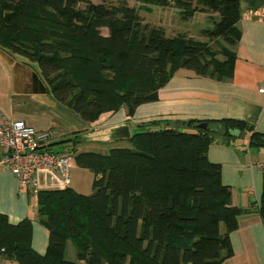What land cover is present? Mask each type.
Wrapping results in <instances>:
<instances>
[{
    "label": "trees",
    "instance_id": "trees-1",
    "mask_svg": "<svg viewBox=\"0 0 264 264\" xmlns=\"http://www.w3.org/2000/svg\"><path fill=\"white\" fill-rule=\"evenodd\" d=\"M136 1L147 13L178 10L186 22L208 14V38L226 46L216 50L183 34L170 36L126 3L91 0H0V46L36 66L51 97L87 123L122 108L132 117L139 106L157 101L179 70L233 77L239 0ZM207 123L206 130L196 120L154 130L153 122L130 138L131 148L76 154L78 167L95 176L93 194L73 188L39 194L40 224L49 232L46 254L33 248L31 219L12 224L0 213V264H223L242 211L208 150L216 142L234 146L247 135L251 148H261L264 136L237 120ZM256 211L264 218V180ZM68 243L76 262L65 256Z\"/></svg>",
    "mask_w": 264,
    "mask_h": 264
},
{
    "label": "crops",
    "instance_id": "crops-1",
    "mask_svg": "<svg viewBox=\"0 0 264 264\" xmlns=\"http://www.w3.org/2000/svg\"><path fill=\"white\" fill-rule=\"evenodd\" d=\"M239 8L237 28L241 36L233 48L236 61L232 78L219 80L179 70L159 90L157 101L139 106L132 117L122 108L87 123L51 97L36 66L0 46V112L37 131L56 132L51 147L56 152L73 154L72 168L78 167L76 154L108 155L115 148H131L130 139L114 137V131L123 126L129 127L132 137L135 130L145 131L153 122L157 125L150 128L158 130L164 125L181 128L182 123L191 120L203 123L232 119L264 136V94L259 92L264 86V0H239ZM255 149L250 147L247 135L234 146L216 142L208 150V159L222 167V181L232 191L233 206L242 211L238 228L230 234L231 255L223 264H264V218L256 211L263 196L264 171L259 165L264 167V147ZM0 213L12 224L31 219L33 248L46 254L49 232L39 224L38 198L3 168ZM220 231L226 233L224 224ZM65 256L77 261L72 243L67 244Z\"/></svg>",
    "mask_w": 264,
    "mask_h": 264
},
{
    "label": "built area",
    "instance_id": "built-area-1",
    "mask_svg": "<svg viewBox=\"0 0 264 264\" xmlns=\"http://www.w3.org/2000/svg\"><path fill=\"white\" fill-rule=\"evenodd\" d=\"M261 17L264 18V12ZM259 92L264 94V86ZM56 136L53 130L37 131L0 112V168L11 172L35 198L41 192L72 187L73 157L52 149Z\"/></svg>",
    "mask_w": 264,
    "mask_h": 264
},
{
    "label": "rangeland",
    "instance_id": "rangeland-1",
    "mask_svg": "<svg viewBox=\"0 0 264 264\" xmlns=\"http://www.w3.org/2000/svg\"><path fill=\"white\" fill-rule=\"evenodd\" d=\"M95 4H106L117 6L120 3H126L130 7L135 8L139 14L140 18L144 23L149 24H159L163 26L168 35L177 36L179 34L186 35L188 38H193L195 40H199L202 42H209L210 46L216 50L222 48V46H226V43L222 39L212 40L208 38L207 32L213 28L212 21L210 19V15L205 13H198L195 17L186 22L182 19L181 14L178 10H173L171 8H160L153 7L152 13H147L142 9L141 4L136 0H91ZM103 34L107 35V31H102ZM144 130H135L134 133H142ZM256 148V147H253ZM256 148L255 150H257ZM264 153V152H262ZM71 154V153H70ZM72 157L73 154H71ZM72 187L78 193L90 196L93 194V183L95 176L91 171L73 167L72 168ZM62 191V190H56ZM40 224V220H39ZM75 252V251H74Z\"/></svg>",
    "mask_w": 264,
    "mask_h": 264
},
{
    "label": "water",
    "instance_id": "water-1",
    "mask_svg": "<svg viewBox=\"0 0 264 264\" xmlns=\"http://www.w3.org/2000/svg\"><path fill=\"white\" fill-rule=\"evenodd\" d=\"M200 129L206 130L208 129V123L207 122H203L199 125ZM114 137L116 139H130L131 138V133H130V129L128 126H123L120 128H117L114 131Z\"/></svg>",
    "mask_w": 264,
    "mask_h": 264
}]
</instances>
